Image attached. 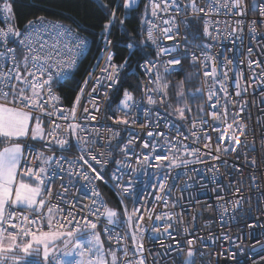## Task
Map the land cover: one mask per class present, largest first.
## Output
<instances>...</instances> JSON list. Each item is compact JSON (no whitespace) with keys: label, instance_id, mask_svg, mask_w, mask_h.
Returning <instances> with one entry per match:
<instances>
[{"label":"snow or ice","instance_id":"1","mask_svg":"<svg viewBox=\"0 0 264 264\" xmlns=\"http://www.w3.org/2000/svg\"><path fill=\"white\" fill-rule=\"evenodd\" d=\"M137 4V0H116V7H123L127 11L133 9V5ZM107 14V5H101ZM150 7L151 16L159 22L161 17L159 13H170L168 19L163 20L168 27L161 28L159 23H153L152 20L145 19L147 10ZM0 12L4 13L5 19L12 17V8L9 0H3L0 3ZM182 12H190L191 22L188 19L179 20L184 23L186 30H190L192 41H188L185 37V43H191L195 48H203V59L200 64L203 66V76L208 89V100L211 101L216 94V85H219V90L223 92L225 97H228V88L226 81L228 80V72L224 71L218 75V68L215 64L216 57L208 55V49L211 44L195 43L205 37L209 40H216L224 30L219 29V20H212L210 17L223 14L225 16H233L234 26L228 25L225 21V28L228 37H234L239 44L236 52L244 51L245 42V27H247L249 36V45L247 47L248 67L252 72L251 82L259 86H264V61L260 59L252 60L251 55L253 47H259L264 51V40L257 39L258 36H264V0H208L207 7H201L197 0H149V4L145 6V13L141 16L142 24H147V40H150L156 46L157 56L176 53L179 48V41L176 37L179 34L178 18ZM255 13L256 16L248 20V13ZM203 21V26L199 21ZM116 23L123 24V20L117 21L116 8L110 13V19L103 25V33L105 36V45L111 44L107 40V35L110 34V29ZM209 25L216 26L213 32L209 30ZM47 35L49 40H44ZM10 36L18 40V47L22 50L17 52V48L8 47ZM20 37H23L20 39ZM131 39V37H129ZM166 39L174 41L172 47H161L160 40ZM126 47L132 50L136 47L135 42L128 43ZM86 51L85 41L80 39L78 35L72 32L70 28L58 23H50L43 17H39L34 21H29L25 26L24 32L14 29L12 25H8L6 29H0V143L5 146L0 149V264H22L23 258L18 255L22 252L26 258L35 252L39 255L40 246H43L42 261L43 264H147V255L140 243L144 237L146 229L142 225L144 216H135V213L140 212L141 207H146L142 202H133L132 211L128 210L127 205H124L123 198L120 199L123 205L122 216L125 218L120 223L126 225L123 233H117L114 228H109L108 225L116 223L113 218L118 217V212L121 210L113 209L106 204H97V198L101 197L98 186L94 181H104L105 177L101 174L108 164V159H102L103 153L99 156L94 154L91 148L92 144L96 143L95 139H91V135H98V130L95 127L89 128L87 123L81 124L71 122L67 127H62L61 124L52 121L51 126L45 130L42 126L40 114L51 118L56 114L55 103H53V111L44 112L48 106L41 103V99L46 94L49 101L59 102L60 97L53 91V86H60L61 82L66 78V74H70V70L77 64V56L83 55ZM191 59L190 67H198V57L187 51L181 52L178 57L174 56L167 60L163 65L164 73L174 72L176 66L183 70L182 60ZM235 61L239 62V55L234 56ZM113 57L108 55L105 66L101 69V74L104 80L107 81V87L113 88L118 83V72L125 67L128 60L125 59L124 64L116 65L112 62ZM212 60L214 63L209 69L207 61ZM226 54H222L219 58L221 68H226L233 64ZM147 75H149L150 83L154 87L145 86L144 95L147 97L148 105H163L166 102L169 87H174L177 91L174 95L178 101L184 97L185 81H180L176 85H170L165 80L164 75L158 70L160 65L157 61L146 60L144 64L139 65ZM259 69V71H257ZM230 70V69H229ZM155 76L152 79V76ZM200 72L188 73L186 80H191L199 76ZM222 77V78H221ZM91 79V74L85 79L86 86ZM211 80V83L208 81ZM98 86H103L100 78L94 81V86L91 90V109L84 108L85 121H96L97 116L91 114L92 111L99 112L100 104L96 99L95 93L98 92ZM236 96H241L247 88L241 90L239 81L236 82ZM84 87H81L80 93L75 98V103L71 109L61 108L60 117L67 121L69 119L75 121L76 106L81 102L84 94ZM197 92L202 91L197 89ZM30 93V94H26ZM153 94H158L161 99H154ZM232 101L226 99L223 107L227 109ZM247 103V102H245ZM123 109H129L133 106L139 108V102L134 101L132 93L125 90L123 99L120 101ZM171 107V105H169ZM221 104L217 97V102L212 106V120L226 122L227 116L224 113L218 114ZM39 109L38 113L36 110ZM109 111H112L109 108ZM190 111L188 105L173 109L174 114H177L180 120L186 119L185 112ZM198 111H203L198 109ZM240 111H245L244 107ZM238 116L239 114H235ZM145 116L150 117L151 113L145 109ZM163 119L164 126H169L175 130L176 136L169 137L165 133L156 132L155 135L159 140L153 142V132H149V140L145 141L141 147L142 150L151 151L143 156L141 160L137 156V161L140 164L150 165L157 171V183L152 187L157 188L153 205L163 203L165 208H169L168 196L171 195V189L174 185L169 182L170 174L175 169L184 168L193 163L204 164V157L200 154V149L190 147L186 140L191 138L193 142H198L201 138L210 139L207 134L200 135L196 130L195 122L193 129L190 131V137L183 136L181 129L184 127L179 121H170L167 115L161 117L160 113H156L155 126L158 128ZM35 122V127L30 125ZM117 123L128 124L127 119L117 120ZM207 121H201V125H206ZM229 129L241 131L247 135V128L242 121L235 120L232 124H228ZM219 132L220 130L217 129ZM85 133H88L86 135ZM45 135L51 138L49 144H45L46 148L57 147L61 153H71L75 148L80 155L77 158L69 159L68 156L55 153L47 155L44 152H37L35 143L44 140ZM118 136L119 133H114ZM220 135L217 136V140ZM229 145H237L238 147H249L255 150L254 144L245 145L243 141L237 140L234 132L228 137ZM133 141L129 140L123 147L117 146L114 150L123 155L125 160L116 161V170L111 173V179L115 182L119 189L121 197L123 194L131 195V182L127 186L121 183L125 170L130 168L126 163L128 154L131 151ZM208 148V145H205ZM264 148V143H262ZM160 149L165 152L164 155L155 154L156 150ZM111 144H109V152H112ZM221 151L218 147L217 152ZM225 152H231V147L223 149ZM35 157V162L29 157ZM205 156H212L210 151L205 153ZM192 157V159H189ZM213 159L220 160V157L214 156ZM157 163L151 164V161ZM23 161V170H21V162ZM94 162L99 166L93 167ZM167 162V163H166ZM226 164L227 161H224ZM77 165L79 169L77 170ZM251 165L256 167L257 161L253 159ZM207 167V165H205ZM213 168L215 165L212 166ZM139 169H131L136 172ZM239 171L238 169H234ZM195 171V170H193ZM67 175L69 179L65 181L63 177ZM60 180L63 191L53 193L51 185L56 179ZM175 177H173L174 179ZM191 179V177H189ZM253 184L255 177L250 176ZM79 180L86 182L84 187L87 192L80 193L77 189V194H74L71 200L66 197L69 188H74ZM30 181V182H28ZM187 183V182H186ZM225 189L228 192H233L235 199L225 200L223 195L218 196V206L227 213L228 206L231 205L233 210V218L235 213L243 209V204L248 201V197L241 195V189L238 185L231 181L228 185H217L214 191L224 193ZM45 192L47 196H45ZM59 197L56 203L53 200ZM179 199L171 202V208H174ZM87 201V203H85ZM181 207H183L181 205ZM20 208L21 211L16 209ZM103 208V211H101ZM163 212L156 215L154 223L158 221H166L162 229L163 234L168 235L173 240L174 244L163 246L161 255H167L175 252L177 256H182L180 264H196V254L200 252L197 247V240H201L199 236L196 239H187L186 235L179 240H176L170 229L172 221L183 223L182 216L171 211ZM26 210V212L24 211ZM45 210L46 213L45 214ZM155 208L149 210L148 219H152L151 212ZM106 216L107 221H102L101 217ZM79 217V219H78ZM195 219V217H193ZM223 219V213L221 214ZM135 220V231H132ZM207 223V222H206ZM103 224V233L107 235L109 244H115V247L105 249L101 240V231L99 226ZM25 225V226H21ZM257 226L259 221L257 220ZM251 227V225L249 226ZM47 228L48 230H44ZM153 232H161L160 228L153 227ZM188 229L184 228L183 232L188 233ZM180 235L179 232L176 233ZM228 239L227 236L224 237ZM129 240L131 244H129ZM123 241V243H121ZM35 245V249H33ZM75 251L79 257L75 261L58 259L59 255L71 256ZM201 258L203 253H200ZM156 260V257H153ZM257 264H264V258L257 261Z\"/></svg>","mask_w":264,"mask_h":264},{"label":"built area","instance_id":"2","mask_svg":"<svg viewBox=\"0 0 264 264\" xmlns=\"http://www.w3.org/2000/svg\"><path fill=\"white\" fill-rule=\"evenodd\" d=\"M3 0H0L2 3ZM250 3V0H248ZM197 3L201 7H207L208 0H197ZM123 7L121 6L119 11H116L117 21L122 20ZM170 13H159L161 20L158 22L156 18L151 16V9L148 8L147 20H152L153 23H159V27L164 28L169 25L164 24L162 21L168 19ZM256 16L255 13H248V20L253 19ZM212 20H219L221 23L218 25L219 29L224 30L223 33L216 40H209L205 37H202L200 43L211 44L212 47L208 49V55L216 57L217 60L215 64L218 68V75L224 71L228 72V80L225 82L228 88V97H225L223 92L219 90V85H216V94L211 101L208 100V89L205 84V77L203 76V66L200 64V60L203 59L202 52L203 48H195L190 43H185V37L189 41L188 30H186L184 23L179 22V20L188 19L191 21L190 12H182L178 18L179 22V34L176 37V40L179 41V48L176 53H171L168 55L157 56L156 46H153V55L148 58H144L134 64L131 67L130 72L136 73L141 78V89L138 96H134V101L139 102L141 107L137 108L135 106L129 109H123L120 105V102L116 105H109L111 95L117 85L119 84L121 74L126 68L123 67L118 72V83L113 88L107 87V81L104 80L103 75L101 74V69L105 66V61L109 54L112 55V62L116 65L124 64L118 63L114 59V36L115 32L118 29L119 23H116L110 29V34L107 35L106 39L110 40L112 43L105 45V38L103 39L100 45V38L98 39L99 47L94 51L91 66L89 68L88 74L82 78L80 83L79 92L81 87H84L85 91L81 98V102L76 106L75 121L69 119L67 121L61 119L60 109H71L75 103V98L71 104H66L62 102L61 96L57 93L55 85L53 86L52 91L60 97L59 102L49 101L47 95L45 94L41 99V103H45L48 106L43 110L44 112L53 111V103H55L56 114L51 118L45 117L42 113L40 117H43L47 120V129L51 126L52 121H55L58 124H61L62 127H67L68 123H87L89 128L95 127L98 130V135H91V139H95L96 143L91 145L92 151L94 154L99 156L100 153H103L102 159H108V164L105 166V170L101 173L104 177V181L96 180L94 183L98 186V189L101 193V197L97 198V204H106L108 202L103 196V188H109L114 195L117 197L120 209H123V205L120 203V199L123 198L124 205H127L128 210L132 211L134 206V201L139 203L142 202L146 207H141L139 213H135V216H144L142 221L143 227L146 229L144 232V237L140 243L142 244L145 254L147 255V264H180V261L183 259L182 256H177L175 252L169 254L161 255L163 252V246L174 244L175 240L169 237L166 234H163L162 229L166 224V221H158L154 223V218L156 215H160L163 212L169 211L171 208V202L179 199V203L171 208V211L182 216L183 223H176L172 221V228L170 231L176 240L181 239L186 235L187 239H196L197 236L202 238L197 240V247L200 249V252L196 254V264H257L261 258H264V148H262V143H264V86H257L251 82L252 72L248 67L249 56L247 54V47L249 45V36L247 35L248 29L245 27V42H244V51L237 53L236 48H239V44L235 41L234 37H228L227 30L225 28V21L228 25L234 26V20L237 19L231 15L225 16L223 14L215 15L213 14L210 17ZM32 19L30 21L36 20ZM50 23H58L64 26H67L72 30L73 33L78 35L80 39L85 41L86 51L83 55L77 56V64L73 69L70 70V74H66V79H68L79 63L84 59L87 53L90 51L91 42L84 36L77 33L69 25L58 21L44 18ZM10 24L9 19H5L4 13L0 12V29H6ZM27 25V23H26ZM25 25V26H26ZM25 26L21 29V32H24ZM203 26V21L201 20V28ZM216 26L209 25V30L213 32V35H216L214 28ZM18 29V28H17ZM146 36H147V25H146ZM23 37H20L22 39ZM44 40H49L50 38L45 35ZM257 39L264 40V36H258ZM15 41V43H14ZM97 42V43H98ZM161 47H172L174 46V41L161 39ZM8 47L18 48V40L15 37L10 36ZM187 51L189 54H195L199 59L197 61L198 67L197 70L200 72L199 82L202 90L203 103H204V113L202 116L192 119L186 129H181L183 136L190 137V131L193 129V122H195L196 130L198 134L203 135L207 134L210 139L201 138L198 142H193L191 138L185 141L190 147L200 149V154L204 157L205 163H193L190 164L185 170L184 168L175 169L169 178L171 185H174L171 189V195L167 197L169 201V208H165L163 203H158L153 205L155 200V193L158 191L157 188L152 187V185L157 183V171L150 165L140 164L137 161V156L140 159H143L144 155H147L151 149L142 150L141 145L149 140L148 133L153 132V142L159 140V137L155 135L156 132L165 133L170 138L176 136V132L172 129L171 126L165 127L163 119L160 122L159 127L155 126L156 113L159 112L161 117L167 115V118L170 121H176L172 116L163 111L162 106L164 105H148L147 97L144 95L145 86L152 88L153 84L150 83L149 75L139 66L145 63L146 60L157 61L160 65L159 71L162 73L164 63L172 59L174 56L178 57L181 52ZM222 54H226L230 60H233V64L228 65L226 68H221L219 63V58ZM239 55V62L235 61L234 56ZM252 60L260 59L264 61V51H261L259 47H253V52L251 55ZM183 67L186 63L191 64V59H185L181 61ZM209 64V69L213 65V61H207ZM264 67V64L261 65ZM230 69V70H229ZM182 70L179 66H176L174 72L171 74H179ZM259 71V69H257ZM91 74V79L89 83L85 86L84 81ZM100 78L103 83V86H98V92L95 93L96 99L100 104V111L97 113L92 111L91 114L97 116L96 121H85L84 119V108L88 107L91 109V90L94 86V81ZM155 76H152L154 79ZM222 78V77H221ZM63 80V81H64ZM239 81L241 90L247 88L246 92H243L241 96H236V82ZM211 83V80L208 81ZM130 92V91H129ZM131 93V92H130ZM30 94V93H26ZM76 95V96H77ZM154 99L160 100L161 97L158 94H153ZM217 97L221 107L218 114L224 113L227 116L226 122L221 123V121L212 120V106L216 104ZM123 99V98H122ZM121 99V100H122ZM226 99L232 101L228 105L227 109L223 107ZM247 102V103H245ZM244 107L245 111L241 112L240 108ZM109 108L112 111H109ZM145 109L150 111L151 116H145ZM38 113L39 109L36 110ZM235 114H239L236 116ZM127 119L128 124L117 123V120ZM235 120H240L247 128V135L241 131H235L234 129H229L228 124H232ZM201 121H207L206 125H201ZM217 129L220 131L218 132ZM234 132L237 140L243 141L245 145L254 144L255 150L245 147H238L237 145H229L228 137ZM114 133H119L118 136ZM88 135V133H85ZM220 135V139L217 140V136ZM129 140H132L131 151L128 154L126 163L130 165V168L125 170L121 183L124 186H127L128 182H131L132 187L130 189L131 195L121 194L115 182L111 179V173L116 170V161L125 160V157L116 151H114L117 146L123 147L128 143ZM51 138L45 135L44 140L41 142V150H36L37 152H45L47 155H52L55 153L57 156L65 155L69 159L77 158L80 153L74 148L71 153H61L58 151V148L53 146L46 148L44 145L49 144ZM109 144H111L112 152H109ZM208 145V148L205 145ZM220 148L221 151L217 152V148ZM231 147V152L223 151L224 148ZM210 151L212 156H205V153ZM155 154L164 155L165 152H162L160 149L156 150ZM219 156L220 160L213 159L214 156ZM35 162V157H29ZM192 159V157H189ZM255 159L257 161L256 167L251 165V161ZM224 161H227L225 164ZM93 167H97V170L100 171L99 166L94 162ZM151 164L157 163L156 161H151ZM167 163V162H166ZM207 165V167H205ZM215 165L213 168L212 166ZM77 170L79 165L76 166ZM131 169H139L136 172L131 171ZM238 169L239 171H235ZM21 170H23V161L21 162ZM195 170V171H193ZM250 176L255 177V184H253ZM173 177H175L173 179ZM191 177V179H189ZM65 181L69 179L67 175L63 177ZM236 184L241 189V195L248 197V201L243 204V209L235 213V218H233V210L231 205L228 206L227 213L223 212L218 206V196L223 195L225 200L235 199L234 191L228 192L225 189L224 193H217L214 191L217 185L225 186L229 182ZM187 182V183H186ZM86 184L85 181L79 180L76 183L74 188H69L67 199L71 200L74 194H77V189L80 193L87 192V188L84 187ZM53 193L61 192L60 180L57 178L55 182L51 185ZM45 196L47 193L45 192ZM59 197L53 200V203H56ZM87 203V201H85ZM181 205L183 207H181ZM109 207V206H108ZM155 208L151 212L152 219H148L149 210ZM21 211L20 208L16 209ZM26 212V210H24ZM103 211V208H101ZM223 213V219H221V214ZM45 214L46 210H45ZM101 217L102 221H107ZM195 217V219H193ZM79 219V217H78ZM125 219L122 216V220ZM257 220L259 221V226H257ZM207 222V223H206ZM135 220L133 224L132 231H135ZM251 225V227H249ZM25 226V225H21ZM109 228H114L117 233H123L126 225L119 223H113L108 225ZM157 227L161 229V232H153L152 228ZM187 228L189 231L187 234L183 232V229ZM45 228L44 230H46ZM103 224L99 226V230L104 235L107 242L106 249L109 247H115V244H109L108 237L103 233ZM179 232L180 235L177 236L176 233ZM227 236L228 239L224 237ZM123 243V241H121ZM129 244L131 241L129 240ZM200 253H203L201 258ZM156 257V260H153V257ZM67 260L66 258H61ZM74 259L73 261H75Z\"/></svg>","mask_w":264,"mask_h":264},{"label":"trees","instance_id":"3","mask_svg":"<svg viewBox=\"0 0 264 264\" xmlns=\"http://www.w3.org/2000/svg\"><path fill=\"white\" fill-rule=\"evenodd\" d=\"M10 4L18 29H22L26 23L32 19L43 17L58 20L69 25L73 30L91 42L90 51L79 63L73 74L68 79L62 81L60 86H55L57 93L61 96L62 102L71 104L79 92V85L82 78L89 72L94 51L99 47V42L101 45L105 38V36L102 35L104 31L103 25L110 19V13L113 8H116V11H119L120 9V7H116V0H10ZM102 4L107 5V14L105 9L101 6ZM148 4L149 0H140L137 7L127 11V18L126 10H123V24H119L118 29L115 32L113 49L114 59L118 63H124L125 59L128 60V63L121 74L119 84L111 95L109 102L110 106L116 105L121 101L125 90L130 91L134 96H138L140 93L141 78L138 74L130 72V70L131 67L140 60L153 55V46L146 39L147 24H142L141 22L142 13L145 6ZM147 16L148 11L146 17ZM199 23L201 25V20ZM129 37H131V39H129ZM188 37L189 41H192L190 30H188ZM99 38L100 40L98 42ZM201 40H197L195 43H200ZM133 42H135L136 47L129 50L126 45ZM190 45L192 44L190 43ZM21 51L22 50L18 47L17 52L20 53ZM185 71H188L189 73H192L193 71L198 72L197 68L190 67V64L186 63L179 74L171 75L174 79L183 78ZM190 83L191 89L188 93V96H190L189 103L194 104L203 102L202 91H196L197 89H201V87H199V76L191 79ZM162 109L176 121H179L167 111L166 102L162 106ZM203 113L204 111H187L185 115L186 119L179 122L184 125L183 129H186L192 119L202 116ZM102 194L107 200L110 208L120 209L117 197L109 188L104 187ZM115 219L121 222L122 216ZM106 245L107 242L105 240V246ZM22 264L35 263L23 260Z\"/></svg>","mask_w":264,"mask_h":264},{"label":"rangeland","instance_id":"4","mask_svg":"<svg viewBox=\"0 0 264 264\" xmlns=\"http://www.w3.org/2000/svg\"><path fill=\"white\" fill-rule=\"evenodd\" d=\"M9 3H10V0H9ZM143 13H145V9H144ZM12 17L13 18H10L9 19L10 24L12 25V27L14 29H17V25L15 23L13 11H12ZM193 72L195 73L196 71H193ZM188 73H189L188 71H185V75H184L183 78H175L174 79L170 72L169 73L162 72V74L165 77V80L167 82H169L170 85H176L180 81H185V84H184V97L182 98V100H179L178 101L177 97L174 95V93L177 91V89L174 88V87H169V89H168V95H167V98H166V108H167V111L170 114H172L179 121H181V120H180V118H179V116L177 114H174L173 109H175L176 107L183 106V104H185V103L188 105V107L190 109V112H192L193 110L198 111V109H202L204 111V103L203 102H198V103H194V104H190L189 103L190 96H188V93H189V91L191 89V87H190V84H191L190 81L191 80H186V76H187ZM199 87H201V86H199ZM169 105H171V107H169ZM186 112H185V115H186ZM113 209L121 210V209H118V208H113ZM121 213H122V210L120 212H118V217H121L122 216ZM104 218H105V220H107V217L106 216ZM115 221L117 223H119L118 220H115ZM104 238H105L104 235L101 233V240L103 242V247L105 248V240H104ZM42 254H43V246H42V249L39 250V255H36L35 252H33L32 255H29L26 258H24L25 257V254H24L23 260L24 261H31V262H34L35 264H43ZM66 258L67 259H72V258L78 259L79 257L77 256L76 252L73 251L72 252V255L71 256H67Z\"/></svg>","mask_w":264,"mask_h":264},{"label":"crops","instance_id":"5","mask_svg":"<svg viewBox=\"0 0 264 264\" xmlns=\"http://www.w3.org/2000/svg\"><path fill=\"white\" fill-rule=\"evenodd\" d=\"M139 1L140 0H137V4L136 5H133V8H135V7H137V5L139 4ZM123 10H125V9H123ZM146 19H147V17H146ZM40 119H41V121H42V126L45 128V130H46V128H47V120L45 119V118H43V117H40ZM30 127L31 128H34L35 127V122H33L31 125H30ZM29 142L30 143H35V149L36 150H41V142L42 141H40V142H33V141H31V140H29ZM5 145L3 144V143H0V149H2L3 147H4ZM45 153V152H44ZM47 154V153H46ZM28 182H30V181H28ZM116 218H118V217H116ZM114 220H116L115 218H113ZM46 230H48V229H46ZM35 245H33V249H35ZM105 248H106V246H105ZM42 249V246H40V249L39 250H41ZM18 255H20L22 258L24 257V253H22V252H20V253H18ZM61 258H66V257H64V256H62V255H59L58 256V259H61ZM67 259V258H66ZM67 260H70V261H73L74 260V258H72V259H67Z\"/></svg>","mask_w":264,"mask_h":264},{"label":"water","instance_id":"6","mask_svg":"<svg viewBox=\"0 0 264 264\" xmlns=\"http://www.w3.org/2000/svg\"><path fill=\"white\" fill-rule=\"evenodd\" d=\"M17 30H19L21 32V29H17Z\"/></svg>","mask_w":264,"mask_h":264}]
</instances>
